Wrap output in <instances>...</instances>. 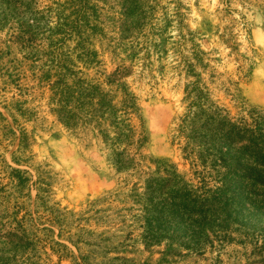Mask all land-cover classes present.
<instances>
[{
  "label": "rangeland",
  "instance_id": "374dc122",
  "mask_svg": "<svg viewBox=\"0 0 264 264\" xmlns=\"http://www.w3.org/2000/svg\"><path fill=\"white\" fill-rule=\"evenodd\" d=\"M35 2L41 10L70 3L86 11L82 28L54 41L63 42L61 52L73 63L67 82L74 91L80 79L100 86L120 116L130 97L136 111H129L118 143L106 117H86L89 99L76 126H66L50 87L56 72L46 80L50 41L20 40L19 16L0 0V256L6 263L264 264V235L234 232L200 253L168 240L146 247L142 198L147 180L165 178L168 165L198 183L208 171L203 163L214 164L204 150L217 125L251 124L254 112L264 113V0ZM80 43L96 63L80 58ZM124 69L125 76L108 83ZM190 94L205 112L188 118ZM119 153L132 160L130 168L115 166ZM8 233L25 237L28 247Z\"/></svg>",
  "mask_w": 264,
  "mask_h": 264
},
{
  "label": "trees",
  "instance_id": "16d2710c",
  "mask_svg": "<svg viewBox=\"0 0 264 264\" xmlns=\"http://www.w3.org/2000/svg\"><path fill=\"white\" fill-rule=\"evenodd\" d=\"M9 1L19 16L18 22H21L20 40L27 45L33 44L38 36L50 41L46 80L50 79L52 71L56 72L54 77L58 81L49 82L54 101L59 105L55 112L60 120L68 127L76 126L77 120H80L78 111L85 108L86 99H89L90 109L85 111L86 117L97 120L106 117L117 130L116 143L122 142V138L126 137L124 128H128L125 122L130 119L129 111H136L134 98L124 101L125 109L121 110L123 113L120 116L119 111L114 109L112 99L100 86L78 79L74 85L79 89L74 91L67 82L73 63L61 52L63 42L54 43L59 40L58 36H62L61 40L68 39L82 28L81 22L87 16L84 8L76 7L74 10L70 3H66L60 4L56 11L53 8L41 10L35 0ZM54 20L55 25L52 27ZM78 48L83 52L80 58L87 64L97 62V55L87 52L82 43ZM127 72V69L124 72L116 70L108 76V83L111 84L114 78H122ZM194 91L192 89V94ZM188 96L187 100L191 99L188 118L203 114L205 105L199 101V97L193 99L191 94ZM126 97H129L128 93ZM196 108L199 112L194 111ZM252 118L251 124L229 121L225 128H221V124L217 125L213 130L214 135L208 140V148L204 150L212 157L214 164L209 169V163H203L204 171H208L198 174V183L190 182L180 175L175 165L165 168V178L147 180L142 195L146 221L143 239L146 247L168 240L177 242L184 250L200 253L205 246L213 245L215 240H231V233L234 232L243 233L246 237L264 235V113L254 112ZM208 119L215 120L212 116H208ZM101 132L105 137L108 136ZM25 137L20 140L22 148L28 145ZM114 160L119 170L130 168L132 164V160L124 153L117 154ZM8 235L11 240L16 238L28 247L25 237L14 233ZM0 263L7 264L3 255L0 256Z\"/></svg>",
  "mask_w": 264,
  "mask_h": 264
}]
</instances>
